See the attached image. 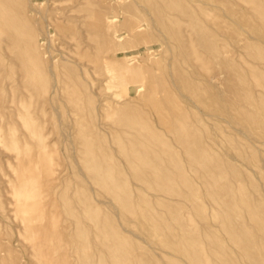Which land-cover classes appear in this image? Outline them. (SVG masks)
Masks as SVG:
<instances>
[{
  "label": "rangeland",
  "instance_id": "obj_1",
  "mask_svg": "<svg viewBox=\"0 0 264 264\" xmlns=\"http://www.w3.org/2000/svg\"><path fill=\"white\" fill-rule=\"evenodd\" d=\"M0 264H264V0H0Z\"/></svg>",
  "mask_w": 264,
  "mask_h": 264
},
{
  "label": "bare ground",
  "instance_id": "obj_2",
  "mask_svg": "<svg viewBox=\"0 0 264 264\" xmlns=\"http://www.w3.org/2000/svg\"><path fill=\"white\" fill-rule=\"evenodd\" d=\"M111 27H113V23H112V22H107V23H105V31H106L107 35L110 34V33L108 34V32H109V30H110ZM110 31H111V30H110ZM107 70H109L108 67H107ZM110 71H111V70H110ZM112 72H113V70H112ZM113 73H115V72H113ZM113 75H114V74H113ZM114 76H115V75H114ZM119 77L122 78L120 74H119ZM113 78H114V77H113ZM113 78H112V79H113ZM123 79H124V78H123ZM114 80H115V79H114ZM116 80H117V79H116ZM120 80H121V82H122V79H119V82H120ZM118 84H119V83H118ZM121 84H122V83H121ZM18 194H19V193H18ZM20 201H21V200H20ZM20 201H19V202H20ZM21 202L23 203V201H21ZM22 203H21V204H22ZM39 223H40V222H39ZM41 224H43V223H41ZM33 225H34V224H33ZM36 226H37V225H36ZM42 226H43V225H42ZM31 228H32V227H31ZM40 229H41V228H40Z\"/></svg>",
  "mask_w": 264,
  "mask_h": 264
}]
</instances>
